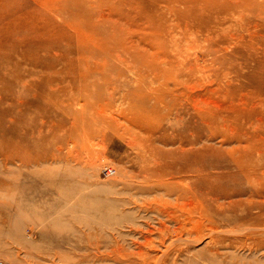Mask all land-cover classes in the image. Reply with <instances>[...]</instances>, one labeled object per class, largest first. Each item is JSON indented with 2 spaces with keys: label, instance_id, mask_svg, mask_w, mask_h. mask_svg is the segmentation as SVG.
Here are the masks:
<instances>
[{
  "label": "rangeland",
  "instance_id": "obj_1",
  "mask_svg": "<svg viewBox=\"0 0 264 264\" xmlns=\"http://www.w3.org/2000/svg\"><path fill=\"white\" fill-rule=\"evenodd\" d=\"M243 1L0 0V264H74L135 238L127 264H264V222L211 234L214 217L193 240L134 204L190 185L224 215L264 217V0ZM100 109L117 130L90 121Z\"/></svg>",
  "mask_w": 264,
  "mask_h": 264
},
{
  "label": "bare ground",
  "instance_id": "obj_2",
  "mask_svg": "<svg viewBox=\"0 0 264 264\" xmlns=\"http://www.w3.org/2000/svg\"><path fill=\"white\" fill-rule=\"evenodd\" d=\"M250 4L251 2L250 1H243V4H242V6L240 7V8H246V9H248L246 6H247V4ZM257 4H258V6L259 7H264V3H261V1L260 2H257ZM81 22H82V20H81ZM82 32V31H81ZM81 34H83V32L81 33ZM83 37V36H82ZM85 38V37H84ZM79 39H80V37H79ZM78 39V40H79ZM133 55L135 56V57H137L138 59H139V52L138 51H136V49L131 53V55H130V57H133ZM93 61V60H92ZM89 62V61H88ZM94 62V61H93ZM171 64V63H170ZM198 64V63H197ZM174 65L177 67V69H181L184 73H182L183 74V76H181L182 78L180 79V80H182V81H186L187 80V78H188V73L186 72L187 70H188V64H186V63H183V62H179L178 64H171V68H174ZM167 67H168V65H167ZM166 68V67H165ZM170 68V67H169ZM176 69V68H175ZM167 70V69H166ZM169 70V69H168ZM170 70H172V69H170ZM172 72V71H171ZM181 74V75H182ZM82 76H86V75H82ZM124 87V86H123ZM139 92V91H138ZM145 100V99H144ZM143 100V101H144ZM132 109H134V108H132ZM194 111H196L197 113H203V112H206L207 110H204V109H193ZM193 111V112H194ZM107 114V113H106ZM105 114V115H106ZM109 114V113H108ZM105 115H104V112L100 109L99 111H97V112H93V114H91L89 117H90V121H92V122H94V125H101V127L102 126H104V128H106V129H108L109 127L111 128V129H116V128H118L117 126V124H121L122 122H120V117H119V115L117 116L118 118H114V117H112V116H109V117H105ZM112 119H114V121L112 120ZM89 121V122H90ZM111 122L112 123H114V124H116L117 126H114V127H116V128H114L113 126H111L112 124H111ZM125 122V121H124ZM127 122H129V121H127ZM88 124V123H87ZM91 124V123H90ZM90 124H88V125H90ZM129 125V127L128 126H126L127 128H126V130L127 131H130V133L131 132H133L134 131V126H132V124L131 123H129L128 124ZM134 125V124H133ZM86 126V125H85ZM92 126V125H91ZM74 127V126H73ZM82 126H80V128H81ZM95 127V130L97 131L98 129L96 128L97 126H94ZM122 127V126H121ZM84 128V127H83ZM89 127H87L86 128V130L88 129ZM92 129H93V126L91 127ZM90 128V129H91ZM103 128V129H104ZM106 129H104V130H106ZM82 130V129H81ZM110 130V129H109ZM117 130V129H116ZM119 130V129H118ZM137 130H138V128H137ZM89 131H91V130H89ZM99 131H100V129H99ZM98 131V132H99ZM82 132V131H81ZM83 132H84V130H83ZM86 133H87V131H85ZM84 132V133H85ZM92 132H94V131H91V132H89V133H91L92 134ZM116 132V131H115ZM126 132V131H125ZM136 132V131H135ZM137 132H139V130L137 131ZM95 133V132H94ZM102 133H103V130H102ZM129 133V132H128ZM136 134H138V133H136ZM87 136H88V134H87ZM150 136V135H149ZM152 136V135H151ZM77 137V136H76ZM135 137V136H134ZM134 139H136V138H134ZM62 140V139H61ZM152 139H150V141H151ZM156 140V139H155ZM133 141H135V140H133ZM133 141H131V142H133ZM67 142V141H66ZM68 142H70V141H68ZM148 142V141H147ZM72 143V142H71ZM74 143V142H73ZM151 143V142H150ZM160 143V142H159ZM138 144V143H137ZM146 145H147V143H146ZM145 145V146H146ZM133 146V145H132ZM134 146H135V143H134ZM137 146V145H136ZM147 146H149V143H148V145ZM61 147V146H60ZM59 147V148H60ZM138 148V147H137ZM148 148V147H147ZM61 149V148H60ZM139 150V149H138ZM144 152V151H143ZM145 154H147L146 152H145ZM149 155V154H148ZM7 163V162H6ZM53 183V182H52ZM150 185V184H149ZM178 184H176V185H174L173 186V184H152V185H150V186H152L153 187V189H156V190H159L160 188L162 189V191H161V195H160V197H163V196H167L168 198H169V196H174V202H172V201H170V200H167V199H164L163 198V200H159V197H158V200L157 199H154V200H150V202L148 201H143V200H141L139 203L137 202L138 200H139V197L137 198L138 200L136 201V200H134V204H136L137 205V209H139V213H141L142 215L141 216H143V213H149V214H153L155 217H157V225H159V227H160V231L161 232H165L166 230L167 231H169L168 229H167V223L168 222H179V228H178V230L177 231H179V229H182V227L184 228V229H186L187 230V235L188 234H190V236L189 237H191V234H193V235H195V236H199L200 234H201V232H202V228L200 227V225L202 224V223H199V222H202V221H206V220H213V218L214 217H216L217 219H219V221H216V224H214V225H212V226H208V227H206L208 230H209V232L212 234V233H217V232H219L218 230V224H222V225H226V224H228V223H231V222H238V221H240V220H243V221H246V222H248V223H246L245 224V227H247V226H250V227H252V225L253 226H256L255 225V222L256 223H263L264 221H263V219H264V217H262V216H254V215H252L251 214V212H250V205H248V206H246V207H244V210H243V212H244V217L243 216H239L238 214H230L229 216H227L226 214V216L222 213L223 212V210H222V212L220 211V208L221 209H223V207L222 206H224V205H219L220 204V202H219V204H218V206H217V210H215V209H212V208H209L210 207V205H209V207H207L208 205L206 204V203H203V201L201 202L200 201V198L199 197H197L196 195V193H194V192H196V190L195 191H193V188L192 187H190V185H188L189 187H185V188H182L181 186H177ZM195 185V184H194ZM194 187H196V186H194ZM158 192V191H157ZM160 192V191H159ZM200 192V191H199ZM206 194V193H205ZM202 195H203V193H202ZM209 195V194H208ZM205 196V195H204ZM203 196V197H204ZM133 198V197H132ZM135 198V197H134ZM172 199V198H171ZM208 199V198H207ZM215 198H213V200H214ZM217 200V199H216ZM129 201V200H128ZM128 201H126V202H128ZM230 202H232V200L230 201ZM114 203V202H113ZM218 203V202H217ZM217 203H216V205H217ZM226 203V202H225ZM232 203H234V202H232ZM235 203H237V202H235ZM206 206H205V205ZM213 204V203H212ZM215 204V203H214ZM213 204V205H214ZM222 204V203H221ZM227 204H228V202H227ZM227 204H225V206L227 205ZM230 204V203H229ZM250 204V203H249ZM252 204H253V202H252ZM125 205V204H124ZM135 205V206H136ZM235 205V204H234ZM233 205V206H234ZM134 206V207H135ZM215 206V205H214ZM229 206V205H228ZM230 206H232V205H230ZM240 206V205H239ZM264 206V205H263ZM243 208V207H242ZM256 208V207H255ZM116 209V208H115ZM133 209V208H132ZM232 209H234V208H232ZM236 209V208H235ZM242 211V210H241ZM231 213V212H230ZM241 213V212H240ZM148 214V215H149ZM228 214V213H227ZM243 214V213H242ZM136 215V214H135ZM134 215V217H136ZM145 215V214H144ZM133 216V215H132ZM213 216V217H212ZM127 217V216H126ZM129 217V216H128ZM133 217V218H134ZM154 217V218H155ZM144 218V217H143ZM149 218H151L150 216H149ZM153 218V217H152ZM154 218L152 219L153 221L152 222H154ZM131 219V218H130ZM156 219V218H155ZM186 219V220H185ZM183 220V221H182ZM189 220V224L187 225L188 226V228L187 227H185V224H186V221H188ZM182 221V222H181ZM220 221H222V223L220 222ZM192 222H196L197 223V225H196V227L192 224ZM217 222H219V223H217ZM130 223H134V224H130L129 226L127 225V227H129V228H127V230L129 229V232H131V234H130V237H127V238H129V240H130V238H131V235H134V234H137L138 236H139V234H140V232L139 231H141V229L142 228H140V230H139V227L138 226H136L135 224H136V222H135V220L134 219H132V220H130ZM139 223V222H138ZM148 223V222H147ZM199 223V224H198ZM206 223V222H205ZM209 223V222H208ZM211 223H213V222H211ZM129 224V223H128ZM155 224V223H154ZM175 224V223H174ZM173 223H172V225H174ZM232 224V223H231ZM230 224V225H231ZM147 225V224H146ZM171 225V224H170ZM203 225V224H202ZM145 226V225H144ZM175 226H173V228L172 229H175L174 228ZM203 227V226H202ZM206 228H205V230L204 231H206ZM183 229V230H184ZM222 229V228H221ZM238 229V228H237ZM143 230V229H142ZM182 230V231H183ZM240 230V229H239ZM242 230V229H241ZM245 231H247L248 232V230H246V229H244ZM149 231V230H148ZM151 231H152V229H151ZM173 231V230H172ZM185 231V230H184ZM227 231V230H226ZM229 231H235V230H233V229H231L230 228V230ZM238 231V230H237ZM174 232V231H173ZM180 232H181V230H180ZM239 232V231H238ZM152 233V232H151ZM150 234V233H149ZM177 234V233H176ZM184 234V233H183ZM182 234V235H183ZM186 234V233H185ZM184 234V235H185ZM205 234V233H204ZM241 234V233H240ZM181 235V234H180ZM228 235V234H227ZM114 236V235H113ZM140 236H142V235H140ZM179 236V235H178ZM186 236V235H185ZM117 237V236H116ZM115 237V238H116ZM181 238L183 237V236H180ZM188 237V236H187ZM194 237V236H193ZM114 238V237H113ZM123 238V237H122ZM121 238V239H122ZM135 238V237H134ZM156 238V237H155ZM159 238V237H158ZM186 238V237H185ZM126 239V238H125ZM132 239V238H131ZM171 239V238H170ZM191 239H193L194 240V238H192L191 237ZM196 239V238H195ZM215 239V238H214ZM107 240V239H106ZM105 240V241H106ZM123 240V239H122ZM128 240V239H127ZM132 240H134V239H132ZM132 240H130V242L132 243ZM135 240H136V242H134L133 241V245L132 246H136L135 248H136V252H133L134 250H132V251H125L122 247H120V244L117 246V247H113V249H111L110 251H101L100 249H102L101 248V246L98 244L99 242H100V244H101V241L102 240H97L95 243H94V245H93V247H94V251L92 252V255L91 256H87V255H81V256H79L76 260L74 259V264H81V263H83L84 262V260H92L93 261V263H96V262H100V261H105V260H110V261H113V263L115 262V261H119V260H121V261H123L122 263L123 264H127V263H129L131 260H132V258L133 257H138L139 258V239L137 240V238H135ZM117 241V240H116ZM215 241V240H214ZM103 242V241H102ZM109 242H111V241H109ZM121 242V241H120ZM119 242V243H120ZM150 242V241H149ZM207 242V241H206ZM212 242H213V240H212ZM226 242V241H225ZM122 243V242H121ZM127 243V242H126ZM147 243V242H146ZM151 244V243H150ZM209 244H210V242H209ZM212 244V243H211ZM218 244V243H217ZM227 244V243H226ZM127 245V244H126ZM183 245H185V244H183ZM195 245V244H194ZM257 242L255 241V240H251V241H249L248 243H246V246L249 248V247H257ZM32 246V245H31ZM106 245H104V247H105ZM131 246V247H132ZM145 246V245H144ZM148 246H149V244H148ZM217 246V245H216ZM259 246V245H258ZM126 247V246H125ZM147 247V246H146ZM192 248V247H191ZM248 248H247V250H248ZM160 249V248H159ZM260 249V248H259ZM127 250H128V247H127ZM130 250V249H129ZM141 250V249H140ZM148 250V249H147ZM229 250V249H228ZM250 250V249H249ZM143 251V250H142ZM34 252H36L35 253V255H33V257L34 256H37V258H42V259H46V260H49L48 258H46V257H48L47 255H46V253H43L41 250H39V249H37V248H35V247H31V250L29 251V253L27 254V256H29V257H31L30 255L31 254H33ZM215 253H216V251H214ZM219 252H220V250H219ZM223 252V251H222ZM253 252V251H252ZM180 254V253H179ZM209 254V253H208ZM55 255V254H54ZM51 256L52 258H56L57 256ZM181 255V254H180ZM188 255V254H187ZM45 256V257H44ZM147 256V255H146ZM176 256V255H175ZM233 256V255H232ZM235 256V255H234ZM148 258V257H147ZM167 258H168V256H167ZM177 258V257H176ZM249 258V257H248ZM257 258V257H256ZM239 259V258H238ZM260 260V259H259ZM58 261H61V260H58ZM139 261V260H138ZM159 261V260H158ZM241 261H242V259H241ZM253 261V260H252ZM68 262H70V261H68ZM160 262H161V260L159 261V264H160ZM43 263V262H42ZM41 262H39V261H35L34 259L31 261V264H42ZM89 263H92V262H89ZM162 263H163V261H162ZM49 264H55V263H53V261H52V263H49ZM87 264V263H86ZM139 264V263H138ZM179 264V263H178Z\"/></svg>",
  "mask_w": 264,
  "mask_h": 264
},
{
  "label": "built area",
  "instance_id": "obj_3",
  "mask_svg": "<svg viewBox=\"0 0 264 264\" xmlns=\"http://www.w3.org/2000/svg\"><path fill=\"white\" fill-rule=\"evenodd\" d=\"M107 172H110V170H107Z\"/></svg>",
  "mask_w": 264,
  "mask_h": 264
}]
</instances>
